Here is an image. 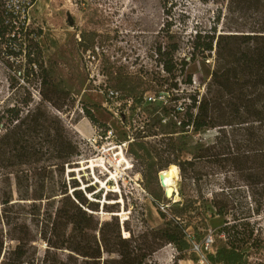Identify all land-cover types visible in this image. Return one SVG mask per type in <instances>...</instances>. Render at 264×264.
<instances>
[{"label":"rangeland","instance_id":"rangeland-1","mask_svg":"<svg viewBox=\"0 0 264 264\" xmlns=\"http://www.w3.org/2000/svg\"><path fill=\"white\" fill-rule=\"evenodd\" d=\"M24 4L25 0H7V8L18 16L14 40L25 44L30 40L45 71L40 74L37 69L38 73L24 77L17 68L19 62H24V54L17 60L6 56L7 52L1 54L0 111L16 102L22 106L27 99L28 106L23 109L40 106L61 122L79 150V155L60 172L61 183L69 194L75 188L84 191L87 185L93 186L92 192L84 194L98 202L92 214L99 222L116 216L123 237L145 228L161 227L162 214L170 217L172 205L181 199L179 186L183 180L178 168L172 186L165 188L160 177L166 168L159 170L160 164L175 158L172 145L175 147L177 142L185 144L179 158L190 159L193 145L212 141L217 131L179 132L178 118L172 112L175 104L183 103L189 90L203 92L212 58L204 61L196 57L189 61L186 73L192 75V84L185 83L181 76L175 89L169 86L175 80H167L168 75L161 70L155 48L167 38L178 44L174 58L188 60L189 40L196 30L205 33L214 26L217 34L247 30L264 19V4L258 8L244 5L229 10L228 0H36L25 14ZM67 13L73 18L72 25ZM23 22L26 38L20 31ZM122 75L144 80V85L133 95L138 100L127 105L126 100L131 98L127 97V87L118 88L125 111L116 110L105 94L106 88L117 87L116 80ZM42 78L48 83L46 87L40 84ZM160 79L167 80L162 87L155 84ZM54 87L68 94L54 91ZM40 90L47 100L42 99ZM148 96L152 99H146ZM174 96L180 97L177 102L171 100ZM86 110L93 119L86 116ZM124 112L127 113L123 117ZM11 170L0 167L3 251L11 250L16 244L6 236V231L18 234L14 232L21 227L32 237L24 247L26 260L57 264L55 259L64 254L48 249L40 235L41 220L48 207L46 200L20 199L14 174L8 173ZM193 170L196 180L183 182V189L195 199L200 210L186 219L185 232L194 234L196 229L199 234L195 233L192 239L187 235L189 247L182 251L166 243L146 260L147 264H211L208 255L214 252V246L209 238H213L214 229L222 224V217L215 214L209 203L210 192L225 187L237 202V209L249 201L246 186L224 161L199 160ZM73 181L79 186L73 187ZM38 183L35 178L28 180V194L34 192ZM165 189L173 194L171 198L164 196ZM2 192L11 198L6 205L1 202ZM92 193H99L100 199ZM253 220L264 235V213ZM249 264H264V252L254 255Z\"/></svg>","mask_w":264,"mask_h":264},{"label":"trees","instance_id":"trees-1","mask_svg":"<svg viewBox=\"0 0 264 264\" xmlns=\"http://www.w3.org/2000/svg\"><path fill=\"white\" fill-rule=\"evenodd\" d=\"M35 1L25 0L22 13L25 14ZM228 2L229 10L244 5L258 8L264 4V0ZM6 4L7 0H0V56L7 52L6 56L17 60L24 54V62L17 66L19 73L27 78L34 73L43 74L45 70L37 59V48L34 50L30 40H26L27 44L14 40L18 16ZM20 31L25 37L24 22ZM189 43L188 60L174 58L178 44L167 38L155 48L161 70L168 75L167 80H175L169 84L175 89L181 76L185 83L192 84V75L186 73L189 61L193 62L196 57L204 61L212 58L203 92L189 90L183 103L175 104L172 112L178 118L179 132L215 129L217 134L212 141L194 144L190 159L179 158L185 144L172 145L175 158L161 163L159 170L173 165L179 168L183 182L195 181L192 171L196 161L214 160L224 161L236 172L247 188L249 201L237 209V202L231 199L225 187L210 192L209 203L215 214L222 217V224L214 229V252L208 255V262L249 264L254 255L264 252V235L255 221H251L264 213V19L247 30L233 29L218 34L215 26L205 33L196 30ZM165 81L160 79L155 84L162 87ZM40 84L48 85L45 78ZM115 85L114 89L119 92L127 87V97L138 100L133 95L144 85V80L122 75ZM40 93L42 99L47 100L42 90ZM179 98L174 96L171 100L177 102ZM24 106H28L27 99L22 106L16 102L0 111V167L12 168L8 173L14 174L20 199L46 200L48 207L41 220L40 235L48 249L64 254L55 259L57 264H147L146 260L166 243L173 244L179 251L189 247L187 235L192 239L199 230L194 229L196 234L185 232L186 219L195 216L200 206L184 192L183 182L179 186L181 199L172 205L170 217L162 214L161 227L145 228L140 233L123 237L116 216L101 222L94 218L92 211L97 210L98 202L89 200L84 194L94 190L91 184L84 191L75 188L69 194L66 185L61 183L60 172L64 165H69L72 158L79 155L77 144L67 135L61 122L40 106L23 109ZM86 116L93 119L89 110ZM7 177L5 175L4 179ZM31 178L38 179L39 183L34 192L28 194L27 182ZM73 183V187L79 186L77 181ZM92 195L100 199L99 193ZM2 197L3 205L11 201L6 192H2ZM14 233L18 234L6 231V236L16 244L11 250L3 251L0 232V264H35L25 258L24 247L32 241L29 232L20 227Z\"/></svg>","mask_w":264,"mask_h":264},{"label":"built area","instance_id":"built-area-1","mask_svg":"<svg viewBox=\"0 0 264 264\" xmlns=\"http://www.w3.org/2000/svg\"><path fill=\"white\" fill-rule=\"evenodd\" d=\"M105 94H106V97L109 99V100H111V102H112V104L114 105V108H116V110H123L124 109V111H125V108H124V106H123V104L121 103V95H120V92L118 91V90H116V89H114V88H110V87H108V88H106L105 89ZM146 99H152V97H150V96H148ZM135 99H133V98H129V99H127L126 100V105H127V103L129 104V103H131L132 101H134ZM127 112H124L123 113V117H124V115L126 114ZM212 242H213V238L212 237H210L209 238V243L210 244H212Z\"/></svg>","mask_w":264,"mask_h":264},{"label":"bare ground","instance_id":"bare-ground-1","mask_svg":"<svg viewBox=\"0 0 264 264\" xmlns=\"http://www.w3.org/2000/svg\"><path fill=\"white\" fill-rule=\"evenodd\" d=\"M100 161L103 163V158H100ZM178 176V168L176 166H170L165 169L162 173L160 179L163 184V186L167 189H169L173 184V178H176ZM169 194V193H168Z\"/></svg>","mask_w":264,"mask_h":264},{"label":"water","instance_id":"water-1","mask_svg":"<svg viewBox=\"0 0 264 264\" xmlns=\"http://www.w3.org/2000/svg\"><path fill=\"white\" fill-rule=\"evenodd\" d=\"M67 19H68V22H69V24L70 25H72L74 22H73V18H72V16L70 15V13H67ZM161 184H162V182H161ZM163 185V184H162ZM164 196L166 197V198H171L172 196H173V194L171 193V194H168V191L165 189V192H164Z\"/></svg>","mask_w":264,"mask_h":264}]
</instances>
